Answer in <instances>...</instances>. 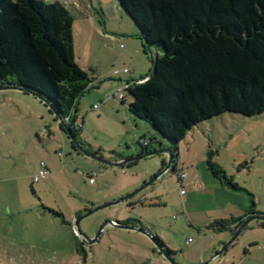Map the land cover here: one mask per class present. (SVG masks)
Here are the masks:
<instances>
[{
    "label": "rangeland",
    "instance_id": "1",
    "mask_svg": "<svg viewBox=\"0 0 264 264\" xmlns=\"http://www.w3.org/2000/svg\"><path fill=\"white\" fill-rule=\"evenodd\" d=\"M47 1L60 2L73 16L75 61L92 78L79 100L83 125L78 140L94 154L102 151L104 158L112 152L139 155L142 149L137 143L149 127L136 120L141 125L137 128L130 118L128 92H121L125 105L111 98L124 85L120 80L130 79L131 73L134 79L144 78L152 70L138 27L117 0ZM125 69L130 73L124 74ZM61 125L36 96L0 90V264H264V228L258 220L215 258L224 236L209 226L226 213L191 211L188 195L199 190L186 180L182 196L172 169L133 199L80 223L90 238L106 221H139L131 225L138 230L107 226L98 242L84 244L85 253H78V241L83 242L74 237L76 219L141 188L162 171L167 158L156 155L123 168L106 166L81 154ZM157 148L152 144L150 151ZM208 150L235 184L254 195L257 211L264 213V114H224L196 126L178 146L179 168L183 165L179 173L189 176L192 170L207 169ZM42 163L47 174L34 183ZM135 199L141 203L129 207ZM232 212L240 216L237 210ZM230 233L225 232L227 239ZM155 235L172 254L160 250Z\"/></svg>",
    "mask_w": 264,
    "mask_h": 264
},
{
    "label": "trees",
    "instance_id": "2",
    "mask_svg": "<svg viewBox=\"0 0 264 264\" xmlns=\"http://www.w3.org/2000/svg\"><path fill=\"white\" fill-rule=\"evenodd\" d=\"M117 1L138 27L143 52L152 62L149 75L141 79L147 80L126 90L131 97L128 110L175 148L173 174L177 175L178 146L196 126L224 114H264V0ZM73 24V16L60 2L0 0V88L36 96L58 120L73 116L92 84L75 61ZM72 132L78 140L79 133ZM145 140L147 148L142 147ZM137 144L149 152L152 144L162 142L147 135ZM206 166L224 188L246 194L249 201L243 217L217 221L211 230L237 229L247 219L264 218L254 195L234 183L211 150ZM132 222L139 223L120 224ZM154 239L172 254L158 236ZM83 245L78 241V253H85Z\"/></svg>",
    "mask_w": 264,
    "mask_h": 264
},
{
    "label": "crops",
    "instance_id": "3",
    "mask_svg": "<svg viewBox=\"0 0 264 264\" xmlns=\"http://www.w3.org/2000/svg\"><path fill=\"white\" fill-rule=\"evenodd\" d=\"M113 35L114 37H116V35L114 34H110ZM126 35V34H125ZM127 36V35H126ZM136 54H139V50L135 51ZM134 67V66H133ZM134 69V68H133ZM134 72V70H133ZM124 73V72H123ZM130 73V72H129ZM128 73V74H129ZM132 77H135V75H133V73H131V78L125 81H119L120 83H128V82H132V83H137L138 81H140L142 78L139 79H134ZM146 77V76H145ZM123 85H119V87L121 88ZM114 95V94H113ZM113 95L111 96V98L113 99ZM97 98V97H96ZM95 98V99H96ZM102 104V102H100L98 104V108L99 106ZM96 106V105H95ZM79 105H78V109L76 110V113L74 116L70 117V116H66V118L70 119V122L65 125L67 128H69L71 130V125H83V121L80 123L79 120ZM130 118L132 119V121L134 122V124L136 125L137 128L141 127L140 123L138 121H136L132 116H130ZM81 129V128H80ZM147 130V135L150 136H154L156 138L159 139V136L156 134V132H154V130L150 129V128H146ZM145 135V136H147ZM144 136V137H145ZM85 146L87 145V143H83ZM165 147L167 146V144H161V146H158L157 149L161 148V147ZM92 151V150H91ZM100 153L98 154V156L104 158L101 155L100 150H98ZM93 153V152H92ZM113 153V152H112ZM110 154L109 158H104L110 161H117L120 160L121 158H119L116 155ZM94 154V153H93ZM183 166V165H182ZM199 171H201V177L198 175ZM188 183L189 185H194L195 188L197 187V192H199V194L196 193H189L188 195V207L191 211H206L208 213H214V212H220V211H225L223 213H226L224 217L222 218H214V220H212L211 225L209 226V228L217 221L220 220H229L231 218H240L243 217L244 212L246 211V209L249 206V201L247 198L243 197L240 193H235L232 191H229L228 189L224 188L219 182H217L207 171V169L202 168V169H195L192 170L190 172V175L188 176ZM198 180V182H197ZM204 182V183H203ZM132 204H139L141 203L140 200L135 199L133 202H131ZM232 210L234 211H238L240 213V216H238V214H235L237 212H232ZM228 211V212H226ZM213 219V218H212ZM234 227L221 231V232H217L220 233L222 236H224L222 238V243H225L228 239L225 237V232L226 231H230L232 234L234 231Z\"/></svg>",
    "mask_w": 264,
    "mask_h": 264
},
{
    "label": "water",
    "instance_id": "4",
    "mask_svg": "<svg viewBox=\"0 0 264 264\" xmlns=\"http://www.w3.org/2000/svg\"><path fill=\"white\" fill-rule=\"evenodd\" d=\"M5 89V88H0V90ZM22 91V90H19ZM76 113V109L74 110L73 116ZM56 117H58V114H56ZM59 121L65 126V124L63 123V119L59 118ZM66 131L68 133V136L70 137L73 145L75 146V148L83 155H86L87 157H90L96 161H98L99 163L106 165V166H114V167H125L126 165H132V164H136L138 161L147 159L149 157L152 156H156V155H163L167 158V165L165 167H163L162 171L156 175L155 177H153L150 181H148L146 184H144L141 188L137 189L136 191H134L133 193H131L130 195L118 199L116 201H112L100 206H97L93 209H91L90 211H88L85 215L80 216L76 219L75 223H74V232L75 235L80 238L83 242V244L86 245H92L96 242H98L99 238L101 237L103 231L105 230V228L107 226H117V227H121V228H125V229H131V230H138L137 227L131 226V225H123L120 224L119 222H115V221H106L104 222L98 229L97 233L95 234L94 237L90 238L88 236H86L80 227V223L84 218H87L105 208L111 207L113 205L119 204L121 202H125L128 200L133 199L134 197H136L137 195H139L142 191H144L146 188L150 187L151 185H153L155 182H157L164 174H166L176 163L177 159H176V150L175 148H173L172 146H165V147H161L157 150L154 151H149V152H142L139 155L136 156H130V157H123L120 160L117 161H110L107 159H104L96 154L90 153L84 146L80 145L78 140L76 139V137L73 135V132L66 127ZM159 140L162 143L166 142L165 138H162L159 136ZM178 150V149H177ZM254 220H258V221H264V218H250L247 219L240 227H238L237 229H235L233 231V233L231 234V237L225 242L223 243L221 249L218 251V253L216 254V257H219L224 251H226L228 249V247H230L238 238V236L244 231V229ZM154 243L161 247L160 250L162 249V246L153 238ZM169 258V257H168ZM170 259V258H169ZM172 264H175L173 261H170Z\"/></svg>",
    "mask_w": 264,
    "mask_h": 264
},
{
    "label": "built area",
    "instance_id": "5",
    "mask_svg": "<svg viewBox=\"0 0 264 264\" xmlns=\"http://www.w3.org/2000/svg\"><path fill=\"white\" fill-rule=\"evenodd\" d=\"M129 73V71L127 70V69H125L124 70V74H128ZM116 74H119V72H116ZM147 80V78H145V79H143V80H140V81H138L137 83L138 84H141V83H143V82H145ZM133 84H135V83H132V82H128V83H126V84H124L123 86H122V88H120V90H118V91H116L115 93H114V95H113V99H115V100H117V101H119V102H122V101H124L125 100V97L121 94V92L122 91H126L127 89H129ZM98 108V105H96V106H94V108L93 109H97ZM63 119V123L65 124V125H67L69 122H70V119L69 118H66V117H64V118H62ZM72 127H71V131L72 130H74L75 132H79V130H80V128H81V126H79V125H71ZM141 143H142V147H144V148H147L148 146H149V142L148 141H141ZM179 164V163H178ZM182 165H181V168H179V165H177V177H178V179H179V181H180V185H181V195L182 196H184L185 194H186V192H185V190H183V185H184V182L186 181V180H188V175H185V174H183V175H181L179 172V170H182ZM46 174H47V172H46V170H45V164L44 163H42V165H41V170L39 171V174L37 175V176H35L34 178H33V182L34 183H38L42 178H44L45 176H46ZM90 183L91 184H94V180L91 178L90 179ZM192 241L190 240V241H188L187 242V244H190ZM264 248V247H263Z\"/></svg>",
    "mask_w": 264,
    "mask_h": 264
}]
</instances>
